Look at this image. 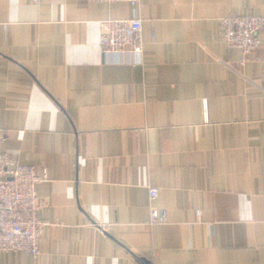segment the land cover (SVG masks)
<instances>
[{
	"label": "crops",
	"instance_id": "0c3cea01",
	"mask_svg": "<svg viewBox=\"0 0 264 264\" xmlns=\"http://www.w3.org/2000/svg\"><path fill=\"white\" fill-rule=\"evenodd\" d=\"M232 15L264 0H0V151L47 175L40 254L0 264H264V33L241 64ZM134 16L143 53L104 55Z\"/></svg>",
	"mask_w": 264,
	"mask_h": 264
},
{
	"label": "built area",
	"instance_id": "2783aa9c",
	"mask_svg": "<svg viewBox=\"0 0 264 264\" xmlns=\"http://www.w3.org/2000/svg\"><path fill=\"white\" fill-rule=\"evenodd\" d=\"M37 1V0H36ZM92 2H129L139 6L141 0H90ZM100 49L104 55L126 56L143 53V19L134 16L126 19H106L100 22ZM224 41L241 54L240 63L254 58L264 33V16L232 15L221 22ZM5 140L0 127V148ZM36 174L33 166L24 165L9 153L0 151V253L24 252L40 254V238L47 222L38 216L42 201L37 185L46 180ZM158 187L150 188L151 199L158 197ZM168 218L166 209L152 207L151 224L163 223ZM105 228V227H102Z\"/></svg>",
	"mask_w": 264,
	"mask_h": 264
}]
</instances>
